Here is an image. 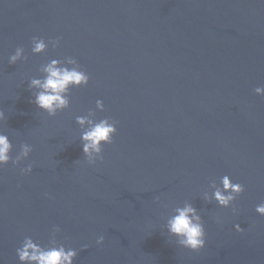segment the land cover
<instances>
[{
    "label": "water",
    "instance_id": "1",
    "mask_svg": "<svg viewBox=\"0 0 264 264\" xmlns=\"http://www.w3.org/2000/svg\"><path fill=\"white\" fill-rule=\"evenodd\" d=\"M34 36L60 46L33 54ZM21 46L27 61L9 64ZM68 56L90 80L50 117L30 102L28 83ZM255 87H264V0H0V132L13 158L22 143L33 148L19 167L0 168V264H21L24 238L47 245L54 226L78 250L74 264H264L255 211L264 202V97ZM89 110L117 121L95 165L76 123ZM223 175L245 187L236 213L203 199ZM186 202L206 231L198 252L165 228Z\"/></svg>",
    "mask_w": 264,
    "mask_h": 264
},
{
    "label": "clouds",
    "instance_id": "2",
    "mask_svg": "<svg viewBox=\"0 0 264 264\" xmlns=\"http://www.w3.org/2000/svg\"><path fill=\"white\" fill-rule=\"evenodd\" d=\"M60 39L49 38L47 41L42 37L34 36L31 41V51L33 54H41L48 51L49 46L56 50L60 46ZM24 48L17 47L14 54L9 57V64L15 65L18 61H27ZM44 74L41 78H31L28 83V89L33 99L30 101L38 109L46 112L48 116L54 117L60 111L70 106V90L72 88L86 87L90 76L79 64L76 58L68 56L62 59H51L40 68ZM32 89L37 91L32 92ZM256 95L264 97V87H255L253 89ZM96 110L103 112L104 103L102 100L96 101ZM96 110H89L86 115L77 116L76 123L84 129L80 134V144L82 146L83 156L89 165H95L97 161L103 162V145L112 144L113 137L117 133V121L110 117L101 119L96 117ZM5 120V114L0 110V122ZM13 145L9 136L0 132V168L11 163L14 167H19L21 162L27 160L33 151L31 145L22 143L20 151L13 158L11 155ZM33 165L27 164L20 167L21 175H28L32 172ZM212 189L211 194L205 193L203 199L211 202L215 201L220 207L232 208L233 213L237 209L234 202L240 197L245 187L239 182H233L229 175H223L219 178V183L212 180L209 183ZM159 202V197H155ZM255 211L264 216V202L258 204ZM167 235L175 237L178 246L198 252L205 247L206 231L201 215L198 209L190 202H186L182 207H176L165 225ZM237 232H243L239 224L235 225ZM59 226H54L50 234L47 245H42L39 241H34L31 237H25L20 247L16 249L18 260L21 264H74L78 255V250L65 247L58 241L57 234L60 233ZM104 242V236L100 235L96 239V244L101 245ZM87 248L88 245H82Z\"/></svg>",
    "mask_w": 264,
    "mask_h": 264
}]
</instances>
